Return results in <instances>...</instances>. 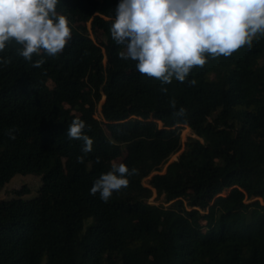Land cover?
<instances>
[{
    "label": "trees",
    "instance_id": "1",
    "mask_svg": "<svg viewBox=\"0 0 264 264\" xmlns=\"http://www.w3.org/2000/svg\"><path fill=\"white\" fill-rule=\"evenodd\" d=\"M118 3L60 0L71 40L39 68L14 40L0 52V188L41 181L0 200V264H264V33L162 85L119 58ZM77 117L89 153L67 135ZM116 160L137 173L105 203L90 188Z\"/></svg>",
    "mask_w": 264,
    "mask_h": 264
},
{
    "label": "clouds",
    "instance_id": "2",
    "mask_svg": "<svg viewBox=\"0 0 264 264\" xmlns=\"http://www.w3.org/2000/svg\"><path fill=\"white\" fill-rule=\"evenodd\" d=\"M60 0H0V52L13 40L20 45L19 56L41 67L44 56L55 57L71 40L68 18L57 12ZM257 33H264V0H119L110 28L112 39L123 45L120 59L136 61L139 73L156 78L162 85L175 79L185 82L190 70L203 67L205 53L212 58L228 57L247 45ZM4 63L10 61L4 60ZM195 84V81H189ZM167 92V88L161 89ZM170 105L175 108L176 101ZM181 107L176 116H184ZM86 123L74 118L67 129L70 139L83 141L82 151H92L93 139ZM9 139L15 136L9 131ZM78 163L84 157L77 158ZM137 170L124 164H112L90 188L108 202L114 192L129 185Z\"/></svg>",
    "mask_w": 264,
    "mask_h": 264
},
{
    "label": "rangeland",
    "instance_id": "3",
    "mask_svg": "<svg viewBox=\"0 0 264 264\" xmlns=\"http://www.w3.org/2000/svg\"><path fill=\"white\" fill-rule=\"evenodd\" d=\"M85 29L88 32L89 36H94V33H92L90 29V22H88L85 25ZM96 36L98 38H101V32L98 31L96 33ZM50 86V84H48ZM103 100L99 103L98 105V110L96 113V117H100V105L102 104ZM160 125V124H159ZM193 137L191 131L187 126H182L181 128V133H180V139L182 143V149H183V144L185 141L189 138ZM182 149L173 157H171L168 161V164L175 160L177 156L180 154ZM120 160L114 161L115 164H119ZM165 170V166L162 168L160 173H163ZM41 185L40 177L36 175H15L8 183H6L2 188H0V200H9L13 197H17L16 195L13 194V191L15 190H20L22 188H26L27 191H24L21 195L22 199H31L37 195V191ZM229 190L225 191L223 195H226ZM154 197L155 193L153 194L152 198L149 200L150 203H155L154 202ZM155 204H161L160 202H156Z\"/></svg>",
    "mask_w": 264,
    "mask_h": 264
},
{
    "label": "water",
    "instance_id": "4",
    "mask_svg": "<svg viewBox=\"0 0 264 264\" xmlns=\"http://www.w3.org/2000/svg\"><path fill=\"white\" fill-rule=\"evenodd\" d=\"M103 101H104V99H103Z\"/></svg>",
    "mask_w": 264,
    "mask_h": 264
}]
</instances>
